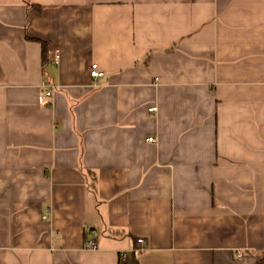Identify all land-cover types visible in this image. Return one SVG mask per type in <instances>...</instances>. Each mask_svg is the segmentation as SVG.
Wrapping results in <instances>:
<instances>
[{"label":"crops","instance_id":"0c3cea01","mask_svg":"<svg viewBox=\"0 0 264 264\" xmlns=\"http://www.w3.org/2000/svg\"><path fill=\"white\" fill-rule=\"evenodd\" d=\"M0 264H264V0H0Z\"/></svg>","mask_w":264,"mask_h":264},{"label":"built area","instance_id":"2783aa9c","mask_svg":"<svg viewBox=\"0 0 264 264\" xmlns=\"http://www.w3.org/2000/svg\"><path fill=\"white\" fill-rule=\"evenodd\" d=\"M58 58H59V54L56 55L55 59L58 60ZM102 75H103V71L99 68V65L97 63H93L92 64V68H91V77L93 79H97V78L101 77ZM52 94H53V88L52 89H48L45 92V94L40 97V101L45 102L46 97L51 96ZM149 110L151 112H155L157 110V107L156 106H152V107L149 108ZM149 140L150 141H154L155 138L154 137H150ZM43 218H46V216L44 215ZM138 242L140 244H142V246L139 247V248H136L135 250H143L144 247H145V241L143 239H138ZM86 245H87L88 248H96L97 247L96 239H90L89 241H87ZM238 255H239V257H241L242 256V252L238 251ZM122 259L123 260L126 259V253L122 254Z\"/></svg>","mask_w":264,"mask_h":264}]
</instances>
